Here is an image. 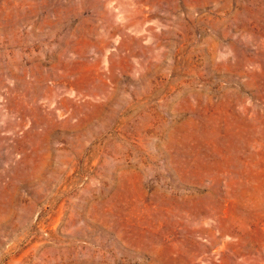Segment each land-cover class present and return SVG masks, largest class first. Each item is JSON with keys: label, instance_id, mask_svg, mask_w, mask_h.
<instances>
[{"label": "rangeland", "instance_id": "374dc122", "mask_svg": "<svg viewBox=\"0 0 264 264\" xmlns=\"http://www.w3.org/2000/svg\"><path fill=\"white\" fill-rule=\"evenodd\" d=\"M0 264H264V0H0Z\"/></svg>", "mask_w": 264, "mask_h": 264}]
</instances>
